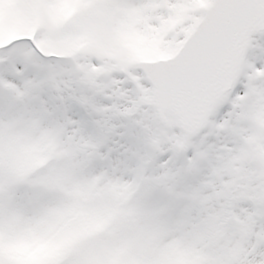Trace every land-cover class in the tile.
Here are the masks:
<instances>
[{
  "label": "snow or ice",
  "instance_id": "6c2138e0",
  "mask_svg": "<svg viewBox=\"0 0 264 264\" xmlns=\"http://www.w3.org/2000/svg\"><path fill=\"white\" fill-rule=\"evenodd\" d=\"M0 264H264V0H0Z\"/></svg>",
  "mask_w": 264,
  "mask_h": 264
},
{
  "label": "bare ground",
  "instance_id": "6f19581e",
  "mask_svg": "<svg viewBox=\"0 0 264 264\" xmlns=\"http://www.w3.org/2000/svg\"><path fill=\"white\" fill-rule=\"evenodd\" d=\"M142 44H143V42H139V44L137 46V51H141V52H144L145 50L148 51V49L142 47Z\"/></svg>",
  "mask_w": 264,
  "mask_h": 264
},
{
  "label": "rangeland",
  "instance_id": "374dc122",
  "mask_svg": "<svg viewBox=\"0 0 264 264\" xmlns=\"http://www.w3.org/2000/svg\"><path fill=\"white\" fill-rule=\"evenodd\" d=\"M147 50H145L144 52H146Z\"/></svg>",
  "mask_w": 264,
  "mask_h": 264
}]
</instances>
